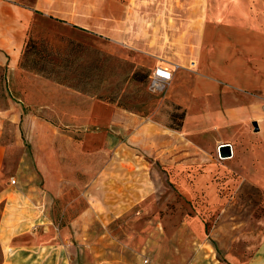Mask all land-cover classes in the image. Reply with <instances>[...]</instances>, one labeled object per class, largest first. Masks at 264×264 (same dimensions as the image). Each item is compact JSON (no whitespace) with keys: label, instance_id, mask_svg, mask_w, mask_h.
<instances>
[{"label":"crops","instance_id":"1","mask_svg":"<svg viewBox=\"0 0 264 264\" xmlns=\"http://www.w3.org/2000/svg\"><path fill=\"white\" fill-rule=\"evenodd\" d=\"M46 20L169 68L180 129L21 68ZM0 264H264V16L229 18L223 0H0Z\"/></svg>","mask_w":264,"mask_h":264},{"label":"rangeland","instance_id":"2","mask_svg":"<svg viewBox=\"0 0 264 264\" xmlns=\"http://www.w3.org/2000/svg\"><path fill=\"white\" fill-rule=\"evenodd\" d=\"M223 4H228L229 18L240 20L242 14H247L253 18L264 16V0H223ZM236 14L237 16L234 17ZM43 27L50 29L49 34L32 38L45 41L52 49H63L70 39L82 42L87 46L82 66L91 62L102 66L96 76H91V79L98 77L99 82L104 78L97 89L99 95L105 96L109 93L111 96H115L116 103L122 102L129 108L127 110L137 115L152 118L166 125L172 123L169 119V113L174 107L169 104L165 96L167 85L154 91L148 87L146 74L153 66L148 57L132 49L114 45L95 35L78 32L47 20L43 22ZM92 88L95 89V86L92 85ZM180 110L177 109V111ZM251 130L253 128H238L239 144L248 146L256 143L257 133ZM216 174L219 178L222 173L218 171ZM221 185L223 186V184ZM221 185L217 184L218 188H223ZM163 189L169 191L175 189V185L170 182V184H164ZM153 201L155 210L159 211L161 202L164 201L161 199L160 193L159 197ZM177 201L176 199H173L172 202L169 200L171 213L175 212L174 206ZM192 202L197 206L200 200H192ZM200 213L202 214L200 219L205 221L206 226H209L210 222L214 220V215L204 214V208L200 210ZM188 214L192 216L191 211Z\"/></svg>","mask_w":264,"mask_h":264},{"label":"trees","instance_id":"3","mask_svg":"<svg viewBox=\"0 0 264 264\" xmlns=\"http://www.w3.org/2000/svg\"><path fill=\"white\" fill-rule=\"evenodd\" d=\"M86 51L87 46L85 44L73 39L68 40L65 47L59 50L52 49L43 40H34L28 36L23 44L19 66L70 88L89 95H97V97L109 102H115L114 95L113 97L109 93L105 96L98 94L97 89L104 78L101 79V82H99L98 77L91 79V76H96L97 72L101 70V64L91 62L82 66ZM148 73L149 71L146 74L147 77ZM92 85L95 86V89L92 88ZM116 104L129 109L122 102ZM177 109L181 108L174 106V109L169 113V119L172 123L168 126L174 129H180L184 116V110L177 111Z\"/></svg>","mask_w":264,"mask_h":264},{"label":"built area","instance_id":"4","mask_svg":"<svg viewBox=\"0 0 264 264\" xmlns=\"http://www.w3.org/2000/svg\"><path fill=\"white\" fill-rule=\"evenodd\" d=\"M171 70L166 66L158 65L149 71L147 77V84L150 90H157L165 87L171 80ZM10 182H14V178L10 177Z\"/></svg>","mask_w":264,"mask_h":264},{"label":"water","instance_id":"5","mask_svg":"<svg viewBox=\"0 0 264 264\" xmlns=\"http://www.w3.org/2000/svg\"><path fill=\"white\" fill-rule=\"evenodd\" d=\"M217 154L220 158H226L231 155V146L228 142H223L217 146Z\"/></svg>","mask_w":264,"mask_h":264}]
</instances>
